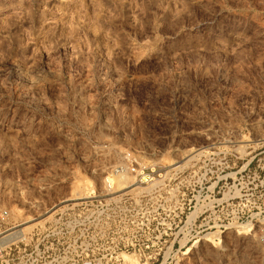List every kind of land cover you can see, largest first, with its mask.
I'll use <instances>...</instances> for the list:
<instances>
[{"label": "rangeland", "instance_id": "rangeland-1", "mask_svg": "<svg viewBox=\"0 0 264 264\" xmlns=\"http://www.w3.org/2000/svg\"><path fill=\"white\" fill-rule=\"evenodd\" d=\"M2 218L0 264H264V0H0Z\"/></svg>", "mask_w": 264, "mask_h": 264}, {"label": "built area", "instance_id": "built-area-1", "mask_svg": "<svg viewBox=\"0 0 264 264\" xmlns=\"http://www.w3.org/2000/svg\"><path fill=\"white\" fill-rule=\"evenodd\" d=\"M7 213L5 212V215H6ZM4 217V216H3ZM4 223H5V218H2L1 220H0V260H1V257H2V243L4 242V238L6 237V236H4L3 237V233L5 232V229H4Z\"/></svg>", "mask_w": 264, "mask_h": 264}, {"label": "bare ground", "instance_id": "bare-ground-1", "mask_svg": "<svg viewBox=\"0 0 264 264\" xmlns=\"http://www.w3.org/2000/svg\"><path fill=\"white\" fill-rule=\"evenodd\" d=\"M109 180H110V179H109ZM111 181H112V180H110V181L107 180L108 185H110V186H111V183H112ZM112 185H113V184H112ZM110 186H109V187H110ZM9 238H10V237H9ZM6 239H7V238H6ZM223 255H226V257L228 258V262L231 261V255H230V254H227V253H226V254H223ZM226 261H227V260H226Z\"/></svg>", "mask_w": 264, "mask_h": 264}]
</instances>
